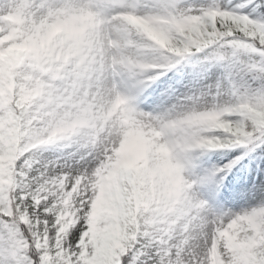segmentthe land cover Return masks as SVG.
I'll list each match as a JSON object with an SVG mask.
<instances>
[{
  "label": "snow or ice",
  "instance_id": "1",
  "mask_svg": "<svg viewBox=\"0 0 264 264\" xmlns=\"http://www.w3.org/2000/svg\"><path fill=\"white\" fill-rule=\"evenodd\" d=\"M0 264H264V0H0Z\"/></svg>",
  "mask_w": 264,
  "mask_h": 264
}]
</instances>
